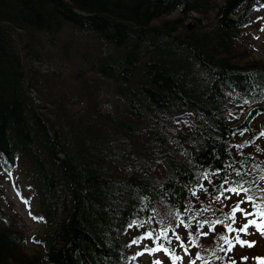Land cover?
Returning <instances> with one entry per match:
<instances>
[{"label":"trees","instance_id":"16d2710c","mask_svg":"<svg viewBox=\"0 0 264 264\" xmlns=\"http://www.w3.org/2000/svg\"><path fill=\"white\" fill-rule=\"evenodd\" d=\"M262 8L264 0H0V264H137L132 241L165 229L170 252L173 232L185 241L188 264L196 253L195 264H264L255 226L224 227L246 223L240 213L236 224L209 227L244 199L221 196L220 185L246 181L249 194L264 195V62L236 51ZM15 168L44 224L34 249L5 192ZM146 244L156 245L138 243L154 264ZM160 252L161 264L173 263Z\"/></svg>","mask_w":264,"mask_h":264},{"label":"rangeland","instance_id":"374dc122","mask_svg":"<svg viewBox=\"0 0 264 264\" xmlns=\"http://www.w3.org/2000/svg\"><path fill=\"white\" fill-rule=\"evenodd\" d=\"M217 2H219V0H217ZM247 24L248 25L242 32L238 50L236 51L240 53L241 56L245 57L244 60L253 59L264 62V8L253 12L252 19L251 21H247ZM3 183L5 192L11 198L13 206L18 212L20 221L26 231L29 241V249H34V246L30 242V237L33 234H43L44 231V224L42 220H40L35 214L37 211V199L34 193L26 186L23 180L22 171L18 168L13 169L11 174L8 176V181H4ZM17 185L18 187H16ZM243 222L247 221L244 220ZM252 241H255L256 244L253 251H257L264 246V236L260 233L254 234ZM209 246V242L206 241L204 244L199 246L201 253L205 251L204 248H208ZM174 248L175 252L178 254L177 256L181 258L180 260H177L175 264H188V255L185 254L184 249L179 247L178 244L174 246ZM131 250L137 264H146L147 260H149L148 254L140 251L138 244H133ZM138 253H143V255H138ZM156 257L158 261L163 259L160 251L157 252Z\"/></svg>","mask_w":264,"mask_h":264},{"label":"snow or ice","instance_id":"6c2138e0","mask_svg":"<svg viewBox=\"0 0 264 264\" xmlns=\"http://www.w3.org/2000/svg\"><path fill=\"white\" fill-rule=\"evenodd\" d=\"M261 135H264L262 133ZM238 176L240 175L239 172L236 173ZM261 180H264V176L260 177ZM247 183L246 181H235V186L233 187H225L223 184L220 185L221 189V196L224 195V193H233L237 196L241 195V193L244 194V199L237 201L234 205H230V212L224 215L223 220H217L212 222L209 227L210 229H214L216 224H222L224 220H231L232 224L237 223V213L241 214V217L243 220H246V223H241L238 225V227L233 228L231 224H225L224 227L228 232H236V233H244V234H250L248 233V229L251 226H255L256 230L261 233V235H264V195L255 196L252 194H249L252 189L250 187H245L244 184ZM260 193H264V188L259 189ZM195 194V193H194ZM225 199H230V197H224ZM219 199V197H217ZM257 200H260V203H257ZM249 204L252 208L255 209V211H250L246 208H241V204ZM249 217H258L261 219V223L257 222L256 218L249 219ZM181 224H183V221H181ZM131 226V225H130ZM139 226H143L141 223ZM185 227H189V225H185ZM201 229L204 227L203 224L199 226ZM173 235L175 236V240L178 243V246L183 248L185 251V254L188 255V247L185 244V241L181 238V236L175 232H173ZM202 235L207 236V232H203ZM218 239L222 240L225 244L228 245V250L230 251L232 247L234 246L232 244V241L228 239L227 236L220 234L218 236ZM237 243H239L241 246H244L247 244V246L252 247L254 242H248L240 239L239 235H236L234 237ZM142 240H151L153 244L156 245V247H148V245H145V251H147L149 254H152L154 252L163 251L166 255H170L171 259L173 261V264L177 260H180L181 258L175 254L174 251L170 252L169 247H166L165 244L172 245L173 241L171 237H169L167 229L155 232L154 231H147L144 235L137 237L132 241L133 244H138ZM163 241V242H161ZM188 243L195 246L196 241L192 239V233L188 234ZM224 250L223 248L221 249ZM138 255H143V253H138ZM201 259L199 253L195 254V258L190 261V264H195L196 260ZM246 259V258H245ZM154 264H161L160 261H155Z\"/></svg>","mask_w":264,"mask_h":264}]
</instances>
